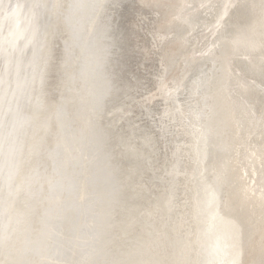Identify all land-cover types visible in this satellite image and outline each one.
I'll use <instances>...</instances> for the list:
<instances>
[{
  "label": "bare ground",
  "instance_id": "6f19581e",
  "mask_svg": "<svg viewBox=\"0 0 264 264\" xmlns=\"http://www.w3.org/2000/svg\"><path fill=\"white\" fill-rule=\"evenodd\" d=\"M111 260L264 261V0H0V264Z\"/></svg>",
  "mask_w": 264,
  "mask_h": 264
},
{
  "label": "rangeland",
  "instance_id": "374dc122",
  "mask_svg": "<svg viewBox=\"0 0 264 264\" xmlns=\"http://www.w3.org/2000/svg\"><path fill=\"white\" fill-rule=\"evenodd\" d=\"M110 22V24H111V20L109 21ZM106 25H107V21H106ZM95 82V81H94ZM106 87H107V85L105 86V88H104V93H105V99L106 98H109V97H111V96H113L112 94H114L115 93V88L113 89V83H112V78H111V83H109V86H108V89H107V91H108V95H107V97H106ZM100 91H101V89H102V86L100 85ZM116 96V95H115ZM114 166V169H116V165H113ZM118 190H119V184L118 183H116V182H113V185H112V187H111V196L114 198V200H115V203H116V207H117V209H118V212H119V204H120V201H119V199H118V197H117V192H118ZM118 212H117V214H118ZM111 236H112V234H110V238H111ZM110 238H109V242H110Z\"/></svg>",
  "mask_w": 264,
  "mask_h": 264
},
{
  "label": "snow or ice",
  "instance_id": "6c2138e0",
  "mask_svg": "<svg viewBox=\"0 0 264 264\" xmlns=\"http://www.w3.org/2000/svg\"><path fill=\"white\" fill-rule=\"evenodd\" d=\"M105 264H130V262L122 261V260H111L105 262ZM262 264H264V261H262Z\"/></svg>",
  "mask_w": 264,
  "mask_h": 264
},
{
  "label": "water",
  "instance_id": "95a60500",
  "mask_svg": "<svg viewBox=\"0 0 264 264\" xmlns=\"http://www.w3.org/2000/svg\"><path fill=\"white\" fill-rule=\"evenodd\" d=\"M2 32H4V30H2Z\"/></svg>",
  "mask_w": 264,
  "mask_h": 264
}]
</instances>
